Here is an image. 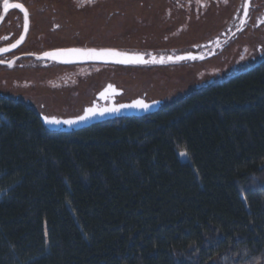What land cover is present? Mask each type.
<instances>
[{"label":"trees","instance_id":"16d2710c","mask_svg":"<svg viewBox=\"0 0 264 264\" xmlns=\"http://www.w3.org/2000/svg\"><path fill=\"white\" fill-rule=\"evenodd\" d=\"M0 264H264V56L70 134L0 100Z\"/></svg>","mask_w":264,"mask_h":264},{"label":"rangeland","instance_id":"374dc122","mask_svg":"<svg viewBox=\"0 0 264 264\" xmlns=\"http://www.w3.org/2000/svg\"><path fill=\"white\" fill-rule=\"evenodd\" d=\"M39 1L47 5H63L67 10L72 6L68 0ZM76 4L89 3L76 1ZM237 4L238 0H111L98 2L99 8L84 9L74 18L77 28L87 33L81 35L82 42L136 48L181 47L210 40L223 31ZM169 8L173 13H168ZM96 11L92 33L96 31L97 37L92 38L88 21ZM111 11L115 14L110 19L111 31L105 34L108 27L106 14ZM253 38L242 37L231 46L223 62L217 66H202V69L196 67L200 69L198 71L194 67L174 71L100 70L94 67L31 71L6 76L7 82L10 84L11 80L13 86L7 85L0 91L10 93L14 100L24 103L42 117L50 112L64 113L63 117L79 115L98 89L109 81L123 89L121 101L143 97L166 104L198 87L227 79L258 64L264 56V48L261 54L258 53L256 45L260 41L257 38L255 44H250ZM13 79L18 80L12 82ZM180 158L185 160L181 154Z\"/></svg>","mask_w":264,"mask_h":264},{"label":"flooded vegetation","instance_id":"af4514ba","mask_svg":"<svg viewBox=\"0 0 264 264\" xmlns=\"http://www.w3.org/2000/svg\"><path fill=\"white\" fill-rule=\"evenodd\" d=\"M61 1V0H59ZM72 4L69 6L71 10H67L63 5H47L40 3L39 0H8L10 4L19 3L23 6L24 14L19 12L17 9L8 8L5 13L3 12L4 0H0V49H8L7 51L0 52V90H3L7 85L13 86L10 80V84L5 79L6 76L15 75L18 73H28L31 71H55L65 68H83V67H94L99 68L100 70H122V71H158V70H180L185 68L194 67L197 71L202 69V66H217L220 62H223L224 58L230 53L231 46L235 42L239 41L242 37L250 38V44L257 42V38L260 43L257 46L258 53H262L264 48V0H253L251 13L248 19V22L244 30L237 35L235 38L223 39L226 44L218 48L213 49L214 40L219 39L222 36V33L226 32L231 26L234 25L235 21L238 18L239 12L241 11V0H238L236 8L233 10V17L229 24L223 31H220L216 36L210 40H205L197 44H190L188 46L181 47H165V48H136V47H124L121 45L115 44H93V42H82L80 40L81 35L85 32H81V29L77 28L75 24V16L80 15V12L84 9L95 10L99 8L96 4L98 2L111 1V0H68ZM76 1H83L89 4L78 5ZM191 9V7H189ZM188 8V9H189ZM73 10V11H72ZM25 12H27L28 27L24 30V18ZM121 12V11H119ZM94 13V12H93ZM116 13V12H115ZM168 13H173L169 8ZM168 13L166 15H168ZM114 12L111 11L106 14V24L105 34L110 32V25H112V20ZM95 16V17H94ZM94 16L90 21L91 23V37L96 38L97 32H93V19L97 18V11L94 13ZM89 17V16H88ZM86 18V17H85ZM104 23V24H105ZM75 24V26H73ZM110 24V25H109ZM90 25V24H89ZM72 27V28H70ZM90 27V26H89ZM247 33V34H246ZM85 34H87L85 32ZM246 34V36H243ZM258 34V35H257ZM21 37L23 39L21 40ZM256 39V40H255ZM17 40H21L19 44H16ZM228 40V41H227ZM16 45L12 47V45ZM113 48L120 50H134V51H153L154 53H170V54H197V55H209L211 57L204 59L200 62H183L177 61L173 62L170 65L165 66H156V67H145V68H127V67H118V66H105V65H81V66H60L56 64H49L47 61L39 58L43 56L45 52H51L59 49L67 48ZM263 57V55H262ZM199 67V68H196ZM193 68V69H194ZM204 70V69H203ZM18 79H13L17 81ZM109 86H112V89L115 91L109 90ZM99 91L95 93L90 103L86 105L79 115L83 114V111L92 106L103 107L109 105L111 102L114 105L130 103L136 99H142L146 102H155L147 100L143 97H138L128 101H121L120 99L124 95L123 89L117 88L110 81L104 84ZM108 91V98L102 99L100 94L102 92ZM119 92V93H118ZM118 93V94H117ZM9 100L13 99V96L8 92L0 91V100ZM32 109V108H30ZM38 114V113H37ZM64 113L50 112L45 116L57 117L60 119H70L77 116L63 117L61 116ZM39 115V114H38ZM39 118L42 122V117L39 115ZM43 124V123H42Z\"/></svg>","mask_w":264,"mask_h":264},{"label":"water","instance_id":"95a60500","mask_svg":"<svg viewBox=\"0 0 264 264\" xmlns=\"http://www.w3.org/2000/svg\"><path fill=\"white\" fill-rule=\"evenodd\" d=\"M252 4H253V0H241V11L239 12L237 20L235 21L233 26H231L226 32L222 33V36L219 39V43L217 42L218 39L217 40L215 39L213 41L214 42V45L212 46L213 49L218 48V44H220L221 47H222V45L226 44V42H224L223 39L235 38V37H237L238 34H240L244 30V28L248 22L250 13H251ZM13 9H17L19 12L24 14V11H22L19 8H13ZM5 11L6 10H5L4 4H3V12L5 13ZM27 27H28V19H27V23H26L25 18H24V30H26ZM67 49H70V48H67ZM95 49L99 50V49H113V48H95ZM59 50H63V49H59ZM113 50H117V51L128 53V54H140V55H143V58L145 60H149V61L152 59V57H155L157 60H159L160 58L163 57L164 63L120 64V63H116L114 60L73 59L70 62H64L63 60H60V59H51V58H47V57L42 58V59L47 61L49 64H56V65L66 66V67L81 66V65H105V66H118V67H127V68H145V67H156V66L170 65L171 63L177 62V61H182V63L183 62H189V63L190 62L191 63L200 62L204 59L211 57V55H212V54H209V55H201L200 56V55L192 54V53L182 54V55L181 54H175L174 55V54H170V53L165 54V53H161V52L160 53H157V52L154 53L153 51L149 52V51H134V50H120V49H113ZM188 55H192V56H195L198 58L197 59H182V60H176L175 59L176 57L188 56ZM169 57H171L172 59L169 60L168 59ZM144 102L150 105V107L147 110L130 108V107L129 108H122L119 112L106 113L103 116L96 115V116H94V117H92L86 121L77 123L73 126H67V125H63V124L58 125V126L48 125L44 122L43 118H42V123H43V126L50 132L70 134V133H74L77 131H81L83 129H87V128L94 126L96 124L103 123V122L110 121V120H114V119L131 118V117L140 118V117L149 116V115H152L153 113H156L163 106L162 101H155V102L144 101ZM130 103H124V104H130ZM119 105H121V104H119ZM119 105H114L111 102L109 105L103 106L100 108L113 107V106L119 107Z\"/></svg>","mask_w":264,"mask_h":264},{"label":"snow or ice","instance_id":"6c2138e0","mask_svg":"<svg viewBox=\"0 0 264 264\" xmlns=\"http://www.w3.org/2000/svg\"><path fill=\"white\" fill-rule=\"evenodd\" d=\"M19 8L22 11H24L23 6L19 3L16 4H10L8 0H4V8L7 10L8 8ZM25 22L27 23V12H25ZM23 37H21V40ZM21 40H17L16 44H19ZM16 45H12V47H15ZM8 49H0V52L7 51ZM51 58V59H60L63 60L64 62H70L73 59H90V60H114L116 63L120 64H145V63H164V58H160L157 60L155 57H152V59L145 60L143 58V55L140 54H128L124 52H120L117 50L113 49H95V48H70V49H63V50H55L51 52H45L43 53L42 57L39 58ZM198 57L188 55V56H180L176 57V60H182V59H197ZM169 60L172 58L169 57ZM109 90L115 91L112 89V86H109ZM106 90L105 92H102L100 94L102 99L108 98V91ZM137 108V109H143L147 110L150 105L145 103L141 99H137L130 104H121L119 107H104L100 108L97 106H92L88 107L83 111L82 115H79L75 118H70V119H60L57 117H49V116H44V122L48 125H53V126H58V125H67V126H73L77 123L86 121L96 115H101L103 116L106 113H114V112H119L122 108ZM182 156H185V152L180 153Z\"/></svg>","mask_w":264,"mask_h":264}]
</instances>
